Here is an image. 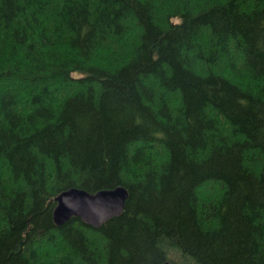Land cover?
Here are the masks:
<instances>
[{
    "label": "trees",
    "instance_id": "trees-1",
    "mask_svg": "<svg viewBox=\"0 0 264 264\" xmlns=\"http://www.w3.org/2000/svg\"><path fill=\"white\" fill-rule=\"evenodd\" d=\"M263 174L264 0H0V264H264Z\"/></svg>",
    "mask_w": 264,
    "mask_h": 264
},
{
    "label": "water",
    "instance_id": "water-1",
    "mask_svg": "<svg viewBox=\"0 0 264 264\" xmlns=\"http://www.w3.org/2000/svg\"><path fill=\"white\" fill-rule=\"evenodd\" d=\"M126 199L127 192L122 187L101 190L94 194L71 188L60 192L54 198L55 206L51 219L55 226H60L71 218H76L83 224L97 229L104 222L120 216Z\"/></svg>",
    "mask_w": 264,
    "mask_h": 264
}]
</instances>
